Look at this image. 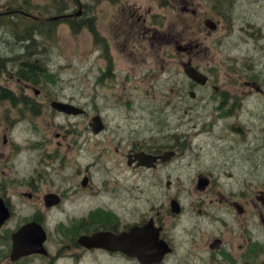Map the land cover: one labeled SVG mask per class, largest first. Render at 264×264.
I'll list each match as a JSON object with an SVG mask.
<instances>
[{"label": "rangeland", "instance_id": "374dc122", "mask_svg": "<svg viewBox=\"0 0 264 264\" xmlns=\"http://www.w3.org/2000/svg\"><path fill=\"white\" fill-rule=\"evenodd\" d=\"M192 1L198 7L196 16L181 13V0H82L88 11L84 28L79 27V17H75L72 24H42L41 34H32L33 23L23 16L17 22L9 17L0 21V88L9 95L0 99V153L4 156L0 159V194L10 200L13 212L0 229V264H137L102 252L80 254L69 244L85 229L80 221L90 208L101 203L114 206V187L130 188L132 206L141 208L143 194L139 188L148 186L150 179L136 170L132 174L126 170L125 164L118 162L111 140L120 138L123 146L128 139L136 142L150 132L141 108L158 106L152 103V96L171 92V76L178 68L172 42L180 36L189 37L185 30L189 23L198 29L192 35L194 39L204 40L206 29L211 31L200 18L206 11L214 15L220 28L213 31V37L219 40L218 55L236 59L235 64L228 63L232 68L248 66L244 58L254 55V63L263 73L264 58L256 57L258 51L253 48L264 43V0ZM19 2L28 9H35L37 4L46 13L54 11L53 0H0V7ZM69 4L73 10L78 9L74 0ZM124 6L153 10L164 51L157 44L140 40L138 43L145 44L147 50L142 58L136 57L127 41L129 35L118 33L117 21L125 16ZM27 31L31 32L30 38L21 39ZM211 41L205 38L204 48ZM33 62L42 68L38 71L40 78L20 79L21 67ZM104 69L109 72L105 74ZM24 95L40 105L35 104L33 110L30 104L25 105ZM54 100L81 106L86 114L55 110L51 106ZM98 113L107 123V130L96 136L89 121ZM111 131H117L118 136ZM73 133L77 135L76 147ZM99 145L106 146L105 156L99 154ZM86 174L91 176L98 194L88 195L81 189L79 182ZM115 178L120 184H114ZM33 182L40 189L31 197L28 193ZM182 182L189 184L185 177ZM49 191L64 192L68 198L49 209L44 198ZM38 216L43 217L41 223L49 233L45 247L51 255L34 254L11 261L12 233Z\"/></svg>", "mask_w": 264, "mask_h": 264}, {"label": "flooded vegetation", "instance_id": "af4514ba", "mask_svg": "<svg viewBox=\"0 0 264 264\" xmlns=\"http://www.w3.org/2000/svg\"><path fill=\"white\" fill-rule=\"evenodd\" d=\"M74 1L77 10L72 9L70 0H53L52 13L38 9L37 4L35 9H28L20 2L4 3L0 21L9 17L17 22L23 16L32 21V34H41L42 24H72L79 17L78 25L84 28L88 11L82 0ZM181 5L182 14H199L192 0H181ZM123 12L125 16L117 21L118 33L129 35L127 41L137 58H142L147 50L145 44L138 43L140 40L163 48L158 17L151 8L124 6ZM202 17L204 25L208 19L216 23L215 28L206 26L211 31L206 29L204 40L209 37L212 41L204 48L203 38L192 36L198 33L192 23L185 28L189 37L174 39L178 68L171 76V92L154 94L152 103L158 106L141 108L143 120L150 125L148 135L136 142L128 139L122 146L123 140L116 137L118 132H110L116 137L111 141L115 143L118 162L125 164L131 174L136 170L150 179L148 186L139 188L143 194L141 208L132 206L130 188L114 187V206L98 204L82 217L80 226L85 229L69 244L80 254L102 252L137 264H264V64L261 73L254 55H248L244 58L248 66L228 65L235 64L236 59L218 55L219 40L213 37V31L220 29L217 20L206 11ZM256 45L259 48H253L258 51L255 56L264 58V43ZM186 64L200 76L188 75ZM22 98L33 110L35 104L40 105L29 95ZM77 107L82 111L73 115L86 114L85 108ZM97 115L103 121L100 129V125L91 124ZM73 126L81 131L76 123ZM89 126L96 136L107 130L99 113L92 117ZM73 135L76 147L77 135ZM99 148V154L105 156L106 146ZM3 157L0 153V159ZM183 177L189 180L188 185L183 184ZM36 182L30 183L31 197L40 189ZM117 183L120 184L115 178L114 184ZM79 184L88 195L98 194L89 174ZM47 194L57 200L52 204L45 201L49 209L68 198L60 191L46 192L44 198ZM0 197L12 211L10 200L1 194ZM42 220L38 216L31 221L43 226ZM98 232L111 235V249L79 241L82 236ZM48 236L47 232V239ZM50 255L48 250L46 256Z\"/></svg>", "mask_w": 264, "mask_h": 264}, {"label": "water", "instance_id": "95a60500", "mask_svg": "<svg viewBox=\"0 0 264 264\" xmlns=\"http://www.w3.org/2000/svg\"><path fill=\"white\" fill-rule=\"evenodd\" d=\"M206 25L215 28L216 23L212 19L206 20ZM186 72L193 78H198L201 73H199L194 67H191L190 64H186ZM51 105L53 108L63 111L68 114H79L82 110L67 102L60 100L52 101ZM92 126L103 125V121L99 115L93 118ZM103 127V126H102ZM97 130V127L94 128ZM53 194L45 195V201L47 204H52L57 200H53ZM12 211L11 208L6 204L4 198L0 197V228L6 223V221L11 217ZM12 251L10 253L11 261H16L22 257L39 253V254H48L47 249L45 248V241L47 240V232L43 226L36 222L30 221L26 224L20 226L16 231L12 233ZM79 241L82 244L87 246H99L106 247L107 249L112 248L111 235L109 233L98 232L92 236H82Z\"/></svg>", "mask_w": 264, "mask_h": 264}, {"label": "trees", "instance_id": "16d2710c", "mask_svg": "<svg viewBox=\"0 0 264 264\" xmlns=\"http://www.w3.org/2000/svg\"><path fill=\"white\" fill-rule=\"evenodd\" d=\"M30 36V32L27 31V33L21 39H28L30 38ZM35 65H38V63L34 62L32 64L26 65V67H21V69L19 70L20 77L25 78L26 80L33 79V81H35V79L37 78L39 79L40 73L38 71L42 68L35 67ZM25 71H28V75L25 74ZM6 97L8 98V94L5 88H0V99H6Z\"/></svg>", "mask_w": 264, "mask_h": 264}]
</instances>
